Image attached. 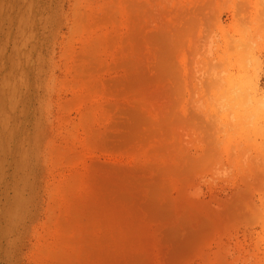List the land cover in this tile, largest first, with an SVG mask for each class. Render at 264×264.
I'll list each match as a JSON object with an SVG mask.
<instances>
[{
    "label": "rangeland",
    "instance_id": "obj_1",
    "mask_svg": "<svg viewBox=\"0 0 264 264\" xmlns=\"http://www.w3.org/2000/svg\"><path fill=\"white\" fill-rule=\"evenodd\" d=\"M263 97L264 0H0V264H264Z\"/></svg>",
    "mask_w": 264,
    "mask_h": 264
},
{
    "label": "bare ground",
    "instance_id": "obj_2",
    "mask_svg": "<svg viewBox=\"0 0 264 264\" xmlns=\"http://www.w3.org/2000/svg\"><path fill=\"white\" fill-rule=\"evenodd\" d=\"M231 94H235V89H231V91H229ZM229 93V94H230ZM243 95V94H242ZM249 95V94H248ZM251 95V94H250ZM247 96V95H246ZM235 97V96H234ZM248 97V96H247ZM250 97V96H249ZM248 97V98H249ZM246 97H244V99H245ZM233 100V99H232ZM248 100V99H247ZM247 100H244V101H247ZM241 101H243V100H241ZM230 102V101H229ZM248 102V101H247ZM255 102H257V101H255ZM244 104H246V103H244ZM219 105H220V103H219ZM219 105H218V107H219ZM249 105H250V102H249ZM258 107L256 108L257 110H254V113H253V115H252V117L251 118H254V122H256V121H260V120H262V119H264V97H263V99L262 100H260V101H258ZM230 106H232V104L230 105V103H229V107ZM233 106H236V105H233ZM220 107H221V105H220ZM245 107V106H244ZM243 107V108H244ZM224 108H228L227 106H225ZM234 108V107H233ZM242 108V109H243ZM261 126V125H260Z\"/></svg>",
    "mask_w": 264,
    "mask_h": 264
}]
</instances>
